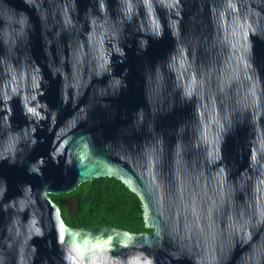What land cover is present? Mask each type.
I'll use <instances>...</instances> for the list:
<instances>
[{
	"label": "water",
	"instance_id": "obj_1",
	"mask_svg": "<svg viewBox=\"0 0 264 264\" xmlns=\"http://www.w3.org/2000/svg\"><path fill=\"white\" fill-rule=\"evenodd\" d=\"M0 264H264V0H0Z\"/></svg>",
	"mask_w": 264,
	"mask_h": 264
},
{
	"label": "trees",
	"instance_id": "obj_2",
	"mask_svg": "<svg viewBox=\"0 0 264 264\" xmlns=\"http://www.w3.org/2000/svg\"><path fill=\"white\" fill-rule=\"evenodd\" d=\"M80 193L76 213L69 216L63 199ZM50 196L59 205L65 223L71 227L111 225L134 233L151 231L144 225L138 196L114 177L94 178L82 182L69 193Z\"/></svg>",
	"mask_w": 264,
	"mask_h": 264
},
{
	"label": "flooded vegetation",
	"instance_id": "obj_3",
	"mask_svg": "<svg viewBox=\"0 0 264 264\" xmlns=\"http://www.w3.org/2000/svg\"><path fill=\"white\" fill-rule=\"evenodd\" d=\"M69 197H65L63 200L68 199ZM66 207V206H65Z\"/></svg>",
	"mask_w": 264,
	"mask_h": 264
}]
</instances>
